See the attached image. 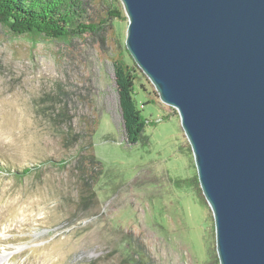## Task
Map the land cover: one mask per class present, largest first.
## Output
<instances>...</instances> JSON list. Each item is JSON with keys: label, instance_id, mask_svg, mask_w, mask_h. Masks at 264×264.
I'll return each mask as SVG.
<instances>
[{"label": "rangeland", "instance_id": "rangeland-1", "mask_svg": "<svg viewBox=\"0 0 264 264\" xmlns=\"http://www.w3.org/2000/svg\"><path fill=\"white\" fill-rule=\"evenodd\" d=\"M83 2L84 23L115 8L121 17L67 42L0 26V264H132L126 242L143 250L144 264H218L212 212L179 116L140 70L135 98L147 124L143 140L126 141L113 68L117 55L129 57L121 2ZM64 104L72 125L97 118L94 205L79 204L75 162L61 167L76 147L63 149L42 115ZM24 167L32 172L13 173Z\"/></svg>", "mask_w": 264, "mask_h": 264}, {"label": "water", "instance_id": "water-1", "mask_svg": "<svg viewBox=\"0 0 264 264\" xmlns=\"http://www.w3.org/2000/svg\"><path fill=\"white\" fill-rule=\"evenodd\" d=\"M125 47L173 108L218 264H264V0H119Z\"/></svg>", "mask_w": 264, "mask_h": 264}, {"label": "trees", "instance_id": "trees-1", "mask_svg": "<svg viewBox=\"0 0 264 264\" xmlns=\"http://www.w3.org/2000/svg\"><path fill=\"white\" fill-rule=\"evenodd\" d=\"M83 4V0H0V26L14 35L67 42L86 30L99 33L108 16L121 17L120 10L115 8L107 12L102 22L84 23ZM127 55L129 56L127 58L123 53L117 55L113 59V68L126 141L134 144L143 140V130L147 120L142 115L135 98V80L139 77L140 69L136 68L128 51ZM42 115L58 134L63 149L70 150V147H76L75 154L70 159H61V167L72 161L75 162L79 204L90 202L94 205L97 201L93 187L102 172L101 161L94 154L92 141L97 118L81 116L76 125H72V116L65 104L55 112H52L51 107L49 109L44 107ZM188 149L190 150L189 146ZM39 167L34 166L36 169ZM31 172V167L13 171L19 176ZM195 184L198 192L201 193L196 177ZM123 250L128 256L127 259L132 260V264H144L143 250L141 251L138 246L132 247L130 242H126ZM134 256L136 257L133 258Z\"/></svg>", "mask_w": 264, "mask_h": 264}, {"label": "bare ground", "instance_id": "bare-ground-1", "mask_svg": "<svg viewBox=\"0 0 264 264\" xmlns=\"http://www.w3.org/2000/svg\"><path fill=\"white\" fill-rule=\"evenodd\" d=\"M3 259V257L2 256H0V261Z\"/></svg>", "mask_w": 264, "mask_h": 264}]
</instances>
